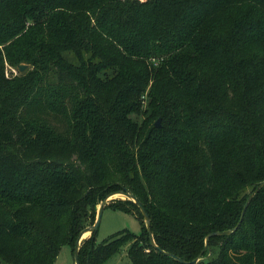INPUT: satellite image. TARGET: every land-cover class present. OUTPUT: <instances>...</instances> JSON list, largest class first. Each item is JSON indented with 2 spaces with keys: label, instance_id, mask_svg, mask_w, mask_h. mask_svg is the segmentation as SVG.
Returning <instances> with one entry per match:
<instances>
[{
  "label": "trees",
  "instance_id": "trees-1",
  "mask_svg": "<svg viewBox=\"0 0 264 264\" xmlns=\"http://www.w3.org/2000/svg\"><path fill=\"white\" fill-rule=\"evenodd\" d=\"M263 180L264 0H0V264H53L115 190L157 247L119 199L139 232L79 264H264V185L204 249Z\"/></svg>",
  "mask_w": 264,
  "mask_h": 264
},
{
  "label": "rangeland",
  "instance_id": "rangeland-1",
  "mask_svg": "<svg viewBox=\"0 0 264 264\" xmlns=\"http://www.w3.org/2000/svg\"><path fill=\"white\" fill-rule=\"evenodd\" d=\"M4 66V73L6 76H12L16 74L17 71H19L17 66L8 64L7 62H5ZM27 67L28 64L25 68ZM144 104L145 101L143 99L141 107H143ZM124 198L125 197L123 195L116 194L110 199H108L105 203L99 224L96 229L95 242H100L109 235L118 232L123 228H126L134 233L139 232L140 225L137 218L135 217V214L122 211L117 208H112L114 207V204H116L115 201ZM90 236L91 233L86 232L82 240L90 238ZM127 247L128 243L122 244V246L116 252L110 255L107 259H105L102 264H131V261L127 255ZM72 251V245L64 244L56 255L53 264H74Z\"/></svg>",
  "mask_w": 264,
  "mask_h": 264
},
{
  "label": "water",
  "instance_id": "water-1",
  "mask_svg": "<svg viewBox=\"0 0 264 264\" xmlns=\"http://www.w3.org/2000/svg\"><path fill=\"white\" fill-rule=\"evenodd\" d=\"M27 66V64L25 63H19L17 65V68L19 71H23L25 69V67ZM154 125L156 126H159L160 125V118L158 117L155 122H154ZM264 185V180L263 181H260L256 187L251 190L247 196V198L245 199L243 205H242V209H241V212H240V216H239V220L238 222L236 223V225L232 228H229V229H225V230H217V231H212V232H209L208 234H206L205 236V240H204V249L207 248L208 246V241H209V237L213 234H229L231 231H233L238 223L240 222L243 214H244V211L250 201V199L252 198V196L255 194V192ZM116 194H120V195H123L125 198L127 199H130L132 200L139 208L142 216H143V220H144V223H145V226H146V230L148 232V238H149V242L152 246L154 247H157L155 241H154V238H153V235H152V232H151V228H150V219H149V215L147 213V211L145 210L144 206L141 204V202L128 190H115V191H111L109 192L108 194H106L102 199L101 201L99 202L98 206H97V210H96V216H95V220L94 222L91 224V225H88L86 227H84L78 234L76 240H75V243H74V248H73V260H74V264H79V246H80V243L82 241V239L84 238V235L86 232H90L92 233L93 231H95L97 229V226L99 224V221H100V218H101V214H102V210L105 206V203L107 202L108 199H110L113 195H116ZM168 253V252H166ZM175 259H177L178 261L180 262H183V263H190V262H196L200 259V256H196L194 257L193 259L187 261V260H183L179 257H177L176 255L174 254H171Z\"/></svg>",
  "mask_w": 264,
  "mask_h": 264
},
{
  "label": "bare ground",
  "instance_id": "bare-ground-1",
  "mask_svg": "<svg viewBox=\"0 0 264 264\" xmlns=\"http://www.w3.org/2000/svg\"><path fill=\"white\" fill-rule=\"evenodd\" d=\"M114 196V195H113Z\"/></svg>",
  "mask_w": 264,
  "mask_h": 264
}]
</instances>
